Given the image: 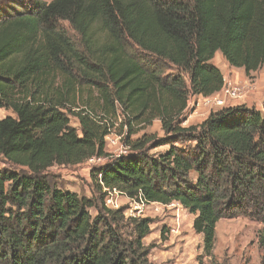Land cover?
Segmentation results:
<instances>
[{
	"label": "trees",
	"instance_id": "trees-1",
	"mask_svg": "<svg viewBox=\"0 0 264 264\" xmlns=\"http://www.w3.org/2000/svg\"><path fill=\"white\" fill-rule=\"evenodd\" d=\"M217 52L248 79L264 70V0H52L0 13V108L14 114L0 120V156L25 170L0 171V264H152L142 243L149 219H125L103 197L63 192L45 176L108 156L117 129L135 154L93 171L99 192L178 203L206 256L221 219L264 226V101L183 126L192 97L224 86ZM154 121L164 140H131ZM161 145L166 153L147 156Z\"/></svg>",
	"mask_w": 264,
	"mask_h": 264
},
{
	"label": "rangeland",
	"instance_id": "rangeland-1",
	"mask_svg": "<svg viewBox=\"0 0 264 264\" xmlns=\"http://www.w3.org/2000/svg\"><path fill=\"white\" fill-rule=\"evenodd\" d=\"M50 1L52 0H4V5H7V11H2L0 13H2L3 16L23 14L27 13L36 3H49ZM64 26L68 29L66 24H64ZM69 35L73 36L72 33H69ZM260 70L258 71L261 72ZM165 73L169 74L170 72L166 70ZM253 79L254 77H251L248 79V82L238 85V87L243 88L244 97L230 102L228 106L244 105L246 107L256 108L257 99H255V96L252 95L251 99L247 97L251 93V84L254 83ZM60 80L61 79L56 80L55 85H59ZM76 103L80 104V100H77ZM193 106V112H195L196 105H193L191 102L189 108L191 109ZM72 111H74L73 108ZM193 112L189 114V116L192 115ZM208 116L209 115H202V112L199 111L193 118L194 123L197 124L189 125H198ZM6 117H14V114L8 108H0V120ZM68 118L70 126L79 132L77 120L73 116H69ZM115 131L116 132L111 133L106 140V153L108 157L103 162V165L87 161L75 166H53L45 172L48 182L63 192L73 193L81 198L93 200L103 197L104 205L105 193L103 188L101 192L98 191L95 184V177H93V171L109 163L110 157H114V153L119 150L122 143H124L123 138L125 134L121 135V140L119 139L118 144L114 146L113 141L115 137L118 136V129ZM143 134L148 136L151 135L155 137V140H164L166 138L158 121H154L151 126L147 127L139 134L132 136L131 140H137ZM151 147L152 146L148 147L146 150L149 158H157L159 155L166 153L169 149V145H161L156 148ZM178 147L186 148L188 146ZM132 153L135 154V152ZM0 171L22 173L25 170L8 164L6 160L0 156ZM118 204L120 209L130 211L124 214L125 219L134 218L131 216V213L136 215L138 212V207L134 203L130 204L123 196L118 195ZM141 210L145 217L135 216V218L149 219L151 221L150 232L142 240V243L149 251L148 261L152 264H261L263 250L259 247V241L260 239L264 241V226L249 217L237 216L233 219H221L216 226L214 248L211 254L206 256L202 249L201 235H196L192 229L194 217L186 210L183 209L178 211L176 208L155 210L154 207L150 205ZM89 213L91 217H95L97 214L96 210L93 208L89 210ZM176 213L180 216L178 232L171 233V229L175 228L176 222L174 217Z\"/></svg>",
	"mask_w": 264,
	"mask_h": 264
},
{
	"label": "built area",
	"instance_id": "built-area-1",
	"mask_svg": "<svg viewBox=\"0 0 264 264\" xmlns=\"http://www.w3.org/2000/svg\"><path fill=\"white\" fill-rule=\"evenodd\" d=\"M243 97H244V93H243V88L242 87H238V85H230V84H228L226 86H223L222 89L218 93H216V94H214V95H212L210 97L203 98L202 105L204 107H206L208 110H210L211 112H214V111L221 110L223 108L230 107L231 105L228 106V104L230 102L239 100V99H241ZM108 136L106 137V140H107ZM119 139L121 140V136H116L115 137V139L113 141L114 146H116L118 144ZM131 153H132V151H131L130 147L126 146L124 143H122L121 148L119 150H117L114 153V157H110V159L111 158H118L120 156H126V155L131 154ZM107 157L108 156H105V157H94V158L90 159L88 162H90V163H98V164H102L103 165V162L106 160ZM103 191L105 193L104 206L106 208H108V209H111V210L120 209L119 204H118V195L123 196L124 198H126L130 204L134 203L138 207L137 208L138 212H137L136 215L131 213V216H133L134 218H135V216H137V217H140V216L141 217H145L143 215L141 209L144 208V207H148L149 205L151 207H154L155 210L162 209V208H164V209L176 208V209H178V211L179 210H183V208L176 202H173V203H171L169 205H161V204H156V203L144 204L142 202L136 203L135 201H133L131 199H128L124 194L120 193L116 189L103 188ZM126 212H130V211L126 210V211H124V214ZM174 220L176 222L175 223V228L171 229V231H170L171 233L178 232V225H179V221H180L179 214L176 213V216L174 217Z\"/></svg>",
	"mask_w": 264,
	"mask_h": 264
},
{
	"label": "crops",
	"instance_id": "crops-1",
	"mask_svg": "<svg viewBox=\"0 0 264 264\" xmlns=\"http://www.w3.org/2000/svg\"><path fill=\"white\" fill-rule=\"evenodd\" d=\"M211 64L214 65L216 68L219 69L221 72L223 79H224V86L230 85H242L248 82V78L244 74L243 69L233 68L230 67L226 61L223 59L222 55L217 52L215 53L213 59L211 60ZM261 72L257 71L255 73H251V77H254V83L252 85L251 93L249 94L248 99H251V96L254 95L255 99H257L256 109H262V103L264 101V70H260ZM259 72V73H258ZM254 90V91H253ZM203 97L195 96L192 97L189 101V105L192 102L193 105H196V110L190 115L183 126H188L189 124H197L194 123V116L197 112L201 111L202 115L206 116L212 113L206 107L202 105ZM258 106V107H257ZM216 112V111H214Z\"/></svg>",
	"mask_w": 264,
	"mask_h": 264
}]
</instances>
